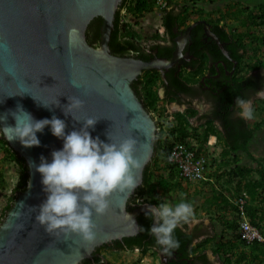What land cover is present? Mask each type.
<instances>
[{"label":"water","instance_id":"obj_1","mask_svg":"<svg viewBox=\"0 0 264 264\" xmlns=\"http://www.w3.org/2000/svg\"><path fill=\"white\" fill-rule=\"evenodd\" d=\"M121 2L0 0V116L15 111L19 104L37 120L53 115L65 120V131L70 132L79 130L82 122L75 121L71 114L65 116L63 107L69 103L68 97L81 98L83 107L73 110L72 115L79 120L99 119L94 130L89 129L93 137L108 142L106 133L109 132L114 141L129 136L137 140L135 156L143 167L133 170L132 174L138 187L144 167L154 155L159 127L131 84L143 70H157L163 79L164 70L181 57L184 39L178 42L169 60L156 57L142 61L112 54L109 39ZM96 17H100L102 23L98 46L94 47L86 40V29ZM202 22L207 34L225 53L219 39L210 33L208 24ZM196 24L190 25L186 33ZM23 92L28 93L16 95ZM58 102L59 105H55ZM42 103L51 104V110ZM6 123L14 125L11 115ZM37 135L40 145L30 148L2 137L25 160L28 179L26 189L16 193L0 223V264H80L91 259L97 247L138 233L137 217L154 205L144 203L133 211L127 210V201L137 187L129 195L114 192L109 197V210L104 215H93L96 234L93 241H85L76 234L46 232L34 219L36 210L30 208L39 206L45 194L39 173L29 165L32 161L38 164L41 156L50 160L51 152L62 148L63 141L54 137L48 127ZM199 225L204 232L212 230L206 218H195L190 229ZM203 237L200 235L199 239ZM208 255L214 264H219L212 251Z\"/></svg>","mask_w":264,"mask_h":264},{"label":"trees","instance_id":"obj_2","mask_svg":"<svg viewBox=\"0 0 264 264\" xmlns=\"http://www.w3.org/2000/svg\"><path fill=\"white\" fill-rule=\"evenodd\" d=\"M202 1L205 0H184L182 7L180 6L182 9L181 13H183L182 21L186 20V14L189 8L198 6L197 4ZM247 2H249L248 4H253V7L249 8L242 5L246 19L236 17L241 27L245 28L244 31H236L235 29V31H227L225 22L223 21V24H221L223 17L221 19L210 18L208 20L212 24L214 33L224 43V48L231 59L236 61V67L238 69L241 66L243 67L242 73L236 70L234 76H229L228 80H225L226 83L223 82L218 86L215 85L216 95L210 99L217 106V110L214 113L215 118L222 114H225V118L227 116L230 117V114H233L232 108L236 106L235 101L237 97L247 99L252 95H256V91L264 88V57H261L258 53L260 50L258 46L264 45V0H247ZM125 4L126 0H122L115 13L109 41L111 52L118 56L126 55L130 50H140V47L134 43L133 35L127 25L121 22L120 10ZM171 4L161 11L164 26H169L175 20L173 8L177 7L176 5L178 4ZM153 9V0H136L133 6L127 7L128 13L136 18L143 17ZM197 12L200 18L206 17L202 9L197 10ZM101 23L102 20L100 17L94 18L89 23L86 33L88 43H98ZM155 37L159 38L158 35H155ZM194 47L199 50H202L201 47H203L202 52L195 53V55L203 54L201 57L202 63H206L207 57H210L211 60L224 58L214 43L209 52L206 51L202 43H195ZM170 53L171 50L167 54L168 57ZM245 57L249 61H246ZM226 62L229 61L227 60ZM228 65L232 66V63ZM202 66L200 70L190 76L187 75L182 78L172 77L167 87L159 73L152 70L145 71L144 74L132 82L131 86L136 95L141 99L144 108L148 111L155 110L157 104L161 101L181 104L182 99L177 93H181L182 90L187 91L189 89L188 86L198 82ZM160 88L164 90L162 98H160L158 93ZM206 97L207 99L210 98L209 96ZM188 105L189 107L184 112L178 111L175 113L176 121L178 120V127L176 125L173 128L169 127L168 132H165L161 126L159 127L160 129L156 133L154 155L144 167L141 184L135 189L134 194L127 201L128 211H133L143 203L153 205L161 203L158 201L159 195L157 190L159 188L162 189L163 193L181 189L182 183L176 178L177 172L175 171V167L167 158L172 146L176 142H185L187 132H185L184 126H188L189 119L198 113L195 107L191 106V104ZM225 121L228 122V119ZM234 121L230 119L233 131L236 132L234 137L235 141H232L233 143L229 145L222 144L220 156L221 158H225L230 155L231 151L240 148L245 153L243 155L244 158L235 155L231 160L222 159L220 164L227 166V168L217 174L214 180H203L202 183L203 186L209 184L212 188V194L210 197H207L209 199L205 202V211L223 227L221 234L224 231L230 232V238L228 240H218L213 226L210 227L212 232L208 230L205 232L202 231L200 225L193 229H190L188 225H185L183 228H177L175 236L180 242L179 247L170 251H164L163 254L168 257L174 255L172 260L168 261L167 264H214V260L212 261L208 255L210 249L212 250L215 261L217 260L219 264H264V243L257 239L248 242L241 236V230H239L240 222L244 220L242 217V213H244V216L250 220V223L264 236V196L262 195L264 193V169L260 170L258 167L255 168L252 166V163H255L262 167V159L257 157L248 147L247 143H249L253 134L248 130L243 133L240 130L238 131ZM262 124H264V119L258 122L256 127H261ZM208 125L209 127H207L203 135L204 139L207 133L217 134L212 120L208 121ZM178 131L179 134H176ZM204 142L200 140L201 144H204ZM0 143L4 146L5 160L15 164L19 176V180L13 189V195L8 197V200H10L0 214L1 223L5 217V213L11 208L12 202L16 198L15 193L26 189L28 173L25 160L19 157L2 137H0ZM259 152L264 154L263 149H259ZM160 157L162 158V165H159ZM242 160H244L245 164ZM160 169L165 170V172L163 171V174H158L157 172ZM255 171L259 174V180L253 179ZM0 185L4 187L1 171ZM242 192L246 196L242 195ZM148 195L151 197V200L147 198L149 197ZM237 200L243 201L241 204L243 211L239 210L240 204H238L239 201ZM146 212H142L137 217L139 226H142L145 230H141L140 228L136 235L112 241L117 249H138L142 254L151 250L153 254L159 255L163 247L159 246L155 241V237L147 231L152 226V219L146 217ZM194 216L196 218V214ZM200 235L204 236V238L198 240ZM106 244H103L102 247L104 248ZM93 263L102 264V261L99 258H95ZM93 263L88 259L82 262V264Z\"/></svg>","mask_w":264,"mask_h":264},{"label":"clouds","instance_id":"obj_3","mask_svg":"<svg viewBox=\"0 0 264 264\" xmlns=\"http://www.w3.org/2000/svg\"><path fill=\"white\" fill-rule=\"evenodd\" d=\"M135 1L136 0H126V4L122 8L120 15L127 14L132 18L133 15L128 13L127 7L133 6ZM180 1L182 0H169L167 7H169L171 3V5L177 3L178 5H176V8H179L181 4ZM162 10H159L154 4V9L140 18L145 24L149 20V15H158L157 22L152 25L153 29L151 32L147 30L143 31L142 34L141 32L138 33L145 38L142 45L138 43L140 47H146V45L151 42V39L157 40L158 38H156L155 35H158L159 38L163 35ZM180 14L183 15V13ZM121 22L124 23L122 21V15ZM124 24L129 28V23L125 22ZM221 24H223V20ZM156 26L157 28H155ZM159 27L163 28L161 33L158 31ZM129 30H132V27L129 28ZM136 35L137 34H135V36ZM241 69L242 66L238 69L240 73H242ZM152 71L157 72V70L153 69ZM73 84L74 86H78L75 82H73ZM191 86H188V88L190 89ZM161 89L163 88L158 90L160 98L163 97ZM25 93L28 92L16 95H23ZM255 94L257 97L253 99L237 97L235 101L236 106L232 108L233 114H230V117L227 116V118H225V114H222L219 117L210 119L215 125L214 128H216V132L218 133H207L205 139L203 135L207 127H209L208 122L203 123L200 119L198 121L200 116H198V118L194 116L189 119V125L184 126L185 132H187L184 143L188 145L194 143L195 146H193V144L191 146L193 149H196V155H199V153L204 154L207 159V165L203 172V176L196 181H185L177 174L176 178L180 180L181 183L198 184L200 182L203 183V180L212 181L217 174L227 168V166H222L220 164L222 159L231 160L235 155H241L244 158L243 155L245 153L240 148L231 151L230 155L225 158H221L220 156L222 144L229 145L235 141L234 137L236 132L233 131L230 119L238 120L239 125L234 121L238 131L240 130L243 133L248 130L253 134L251 140L247 143L250 151H259V149L264 150V136L260 137L259 135V130L261 128L264 129V124H262L261 127H256V124L264 119V104L258 109H255L256 107L254 105L256 102L260 101L259 99L264 100V88L256 91ZM33 98L36 99L35 97ZM255 99H257L256 102H254ZM68 101L69 103L63 107L64 115L68 116L71 114L75 121L82 122V127L79 130L66 132L65 129L67 124L65 120L55 115L51 118L37 120L30 112L26 111L22 105L18 104L15 111H10L0 116V125H2L0 126V137L10 142H19L23 147L30 148L40 145L41 142L37 133H42L45 127H48L54 137L63 141L62 148L51 152L50 160L41 156L38 164L35 161L30 162L29 166L35 173H39L40 175L41 190L45 194V199L39 206L30 208L36 210L34 219L46 232L50 234L57 232L76 234L85 241H93L96 235L94 231L95 224L92 219L93 215H104L109 210V197L114 192L118 191L129 195L138 185L132 174L133 170H139L143 165L135 156L137 140L133 138V136L114 141L108 132L106 133L108 142L101 140L98 136L93 137L89 129L94 130L99 119L94 117H88L84 120L76 119L72 115V112L73 110L81 109L84 101L79 97H68ZM202 102L193 97L181 101V104L176 102L165 103L161 101L157 104L155 110H151V113L158 127L161 126L165 132H168L169 127L173 128L175 125L178 127V120L176 121L177 118H175V113L178 111L184 112L187 107H189L188 104H191V106L199 111L198 107L205 105L204 101ZM172 104L183 107L182 109L170 111L169 106ZM55 105L58 106L59 102ZM42 106L51 110L52 105L42 103ZM255 112H258L257 114L261 113L262 116L260 118L254 117ZM8 115H11L14 119V125L6 123ZM226 119H228L229 123L225 121ZM176 134H179V131L176 132ZM200 140L205 141L204 144H201ZM260 144H262L261 147H259ZM254 154L259 157V154ZM260 158L263 161V166L260 167L255 163H252V166L255 168L258 167L261 170L264 169V154H262ZM161 160L162 158L160 157V165H162ZM7 162L13 166V172L9 182L14 183V185L10 187V190L13 191L19 180L18 171L13 162ZM212 169L213 172L210 173L209 171ZM163 171L165 172V170ZM257 171L253 174V179L255 180H259L260 178ZM13 179H15V182L12 181ZM29 186H31V184H29ZM200 186L201 189L204 187L212 189L209 184H206V186L201 184ZM12 195H7V199ZM242 195L246 196L244 192H242ZM262 195L264 196V193ZM237 201H239L238 204H240L241 200ZM22 205L23 202H21V206ZM14 215H18V213H14ZM145 215L147 218L154 220L153 225L147 229V231L155 237L156 243L162 246L165 251H170L179 247L180 242L175 236L176 229L183 228L185 225H191L195 220L194 207L192 203L183 199V194H181L180 201L175 204L161 202L157 205L149 206ZM243 219V221L246 219L250 223V220L246 216H244ZM242 222H240V226ZM139 227L141 230H145L142 226ZM239 230H241V227ZM226 233L228 234V238L223 233H220L216 238L218 240H228L230 238V232ZM244 239L248 241L246 237H244ZM259 241L263 242L261 240ZM209 251L212 250L210 249ZM102 257V260H104V255H102Z\"/></svg>","mask_w":264,"mask_h":264},{"label":"flooded vegetation","instance_id":"obj_4","mask_svg":"<svg viewBox=\"0 0 264 264\" xmlns=\"http://www.w3.org/2000/svg\"><path fill=\"white\" fill-rule=\"evenodd\" d=\"M173 11H174L173 15L175 16L174 22L169 24V26H164L165 24L162 21L164 30H163V35L161 36L160 40L159 38L157 40L151 39V42L148 45H146V47H140L138 44V41L134 38V36L135 34H138L139 32H141L142 34L143 31L148 27V25H150V23L147 21L144 24L140 18H136L132 16L131 25L136 24L137 29L132 27V30L130 31L133 35L134 43L140 47V50H136V51L130 50L128 51L126 55H122V56H132L135 58H139L142 61H150L151 59L156 58V57L165 58L169 60L171 59L173 52L177 47L178 42L181 41V39H184V43L182 46L183 48L181 50V57L177 60V62L173 66L164 70L163 79H162V74L159 73V71L157 72L159 73L162 81L165 83V86L167 87L170 84L169 82L172 80L171 79L172 77L182 78L187 75L190 76L193 73H196V71L200 70L201 65H203L202 70H201V75L198 77V82L192 85L191 88L188 89L187 91L182 90V92L177 93V95L180 96L182 101L190 97L199 99L200 102L204 101L205 105L198 107L199 111L196 117L198 118V116H200L198 118V121L200 119L201 122L206 123L211 118L214 117V113L217 110L216 103L210 100L212 99V97L216 95V90H215L216 86L225 82V80H228L229 76H234L236 70H238V68L236 67L237 63L236 61H233L231 59L230 55L227 53V51L224 48V43L220 41L219 37L212 30V24L208 21L210 19L209 17L200 18L197 14H195L192 19L187 18V20L182 21V14H180L182 9L175 7L173 8ZM128 21L130 20L128 19ZM202 21L208 24L210 33L214 34L219 39L227 55H225V53L222 52V50L217 45L215 39L212 36H210V34H207V32L205 31V24ZM128 23L130 24V22ZM195 23H198V24L194 25L189 30V32L186 33L187 28L190 25H193ZM140 27L143 28L144 30L136 31V30H139ZM86 33H87V29H86ZM195 43H202V45L205 46V49L208 52L211 50L210 48L213 46V43H214L218 47V49L220 50L224 58L223 59L219 58L217 60H211L210 57L206 56L207 57L206 63H202L201 57L203 56V54L195 55V53L202 52L203 47H201L202 50H199L198 48L194 47ZM89 44H91L94 47L98 46V43L92 42ZM170 50H171V53H170V56L168 57L167 54L169 53ZM227 60L229 62H226ZM229 63H232V66H229L228 65ZM144 73H145V70L142 71L140 75ZM161 90H162V93H164V90L163 89ZM206 96H209L210 98L207 99ZM255 97L257 96L252 95L248 97L247 99H253ZM235 122L237 125H239L237 119H235ZM121 251H124V250L117 249L114 245V242H110L106 244L104 248L102 247V245L97 247L93 253V257L88 260H91V262L93 263L95 258H99L101 259L102 264H109L108 262H105L104 260H102L103 258L101 255H104L107 252L113 253V252H121ZM164 251L165 250L162 248L159 255H160V258L164 257L163 263L167 264L168 261L172 260L174 255H171L170 257H168L167 255L163 254Z\"/></svg>","mask_w":264,"mask_h":264},{"label":"rangeland","instance_id":"obj_5","mask_svg":"<svg viewBox=\"0 0 264 264\" xmlns=\"http://www.w3.org/2000/svg\"><path fill=\"white\" fill-rule=\"evenodd\" d=\"M184 0L180 1V6L182 7ZM238 2V3H237ZM247 0H216V1H202L198 3V6H194L192 8H189V11L187 12L186 16L188 18H193L195 14H197V10L202 9V11L205 13L206 17L210 18H222L223 21L225 22V28L227 31H244L245 28L241 27L240 22L237 20V18L241 19H246L244 16V11H243V6L252 8L253 4H248ZM243 5V6H242ZM235 10V11H234ZM122 15V21L125 23L130 22L129 28L133 27L137 29L136 24L131 25L132 20L131 17L127 14H121ZM149 20L151 25H148V27L144 30L143 28H139V30L136 31H152V25L157 22L158 15L157 14H152L149 15ZM237 17V18H236ZM130 20L127 22V20ZM134 38L138 41L139 44H143L145 41V38L143 36H140L137 34L134 36ZM259 47V54L261 57H264V45H260ZM246 61H249L247 57H245ZM243 68V67H242ZM241 72H243V69H241ZM259 99V98H258ZM257 99H255L254 102H256ZM260 100V99H259ZM263 100H260L256 102L255 109H258L260 106H262L264 103ZM183 106L179 107L177 105H170L169 110H175V109H182ZM258 112H255L254 117L256 116L257 118H260L262 116L261 113L257 114ZM262 129V128H261ZM259 130V135L260 137L264 136V129ZM262 144L259 145L261 147ZM258 149V148H257ZM256 154H259V157L262 155L257 150L253 151ZM5 150L4 146L1 145L0 143V171L3 175V180H4V187L0 185V208L5 206L9 200L7 199V195H12L13 191H11L10 187L14 185V183H9L12 172H13V166L8 163L5 158ZM263 163V161H261ZM160 165V164H159ZM158 174H163V170L160 169V171L157 172ZM15 182V179L12 180ZM202 183L198 184H190V183H184L182 182L181 185V190L177 189L173 192H168V193H163L162 189L159 188L158 191V201L159 202H168L175 204L180 201L181 199V194H183V199L187 200L188 202L192 203L194 207V215L196 214V218H206L209 219L211 222V225L214 228V233L216 236H219L221 231L223 230V227L218 223L215 219H212L211 216L208 214V212L205 211V202L209 199L207 197H210L211 190L208 188H203L201 189ZM201 189V190H200ZM201 191V192H199ZM9 193V194H8ZM149 196V195H148ZM148 199L151 200V197H147ZM190 228V225H188ZM226 237L228 238V234L224 231L222 232ZM202 239V238H201ZM200 240V239H199ZM104 261L108 262L109 264H163L161 261V258L159 255L153 254V252L150 250L146 252L145 254H142L138 249H133V250H124L121 252H107L104 254Z\"/></svg>","mask_w":264,"mask_h":264},{"label":"built area","instance_id":"obj_6","mask_svg":"<svg viewBox=\"0 0 264 264\" xmlns=\"http://www.w3.org/2000/svg\"><path fill=\"white\" fill-rule=\"evenodd\" d=\"M153 2L159 10H162L168 6L169 0H153ZM162 30L163 28L159 27L158 31L160 33ZM192 144L195 146L194 143ZM191 145L185 144L184 142H176L168 154V161L173 163L178 176L185 181H196L200 179L207 165V159L204 154L199 153V155H196V149H193ZM242 203L243 201H240L239 210L243 211ZM2 208L3 206L0 208V213ZM242 214L244 218V213ZM240 227L242 236L246 237L248 241L258 239L264 242V237L259 234L257 228L252 226L246 219L241 223Z\"/></svg>","mask_w":264,"mask_h":264},{"label":"crops","instance_id":"obj_7","mask_svg":"<svg viewBox=\"0 0 264 264\" xmlns=\"http://www.w3.org/2000/svg\"><path fill=\"white\" fill-rule=\"evenodd\" d=\"M215 130H216V128H215ZM217 133H218V132H217ZM240 157H242V156L240 155ZM243 161H244V160H242V162H243ZM216 169H217V168H216ZM214 170H215V169H214ZM209 172H210V173L213 172V169L210 170ZM207 175H208V170H207ZM213 175H214V174H213ZM210 190H211V194H212V189H210ZM211 194H210V196H211Z\"/></svg>","mask_w":264,"mask_h":264}]
</instances>
